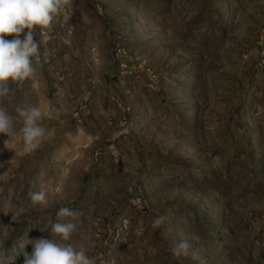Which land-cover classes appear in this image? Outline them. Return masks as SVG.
<instances>
[{
	"label": "rangeland",
	"instance_id": "374dc122",
	"mask_svg": "<svg viewBox=\"0 0 264 264\" xmlns=\"http://www.w3.org/2000/svg\"><path fill=\"white\" fill-rule=\"evenodd\" d=\"M67 15L34 30V76L5 101L16 132L26 106L46 132L31 153L0 133V264L58 239L64 206L93 264H264V0H73Z\"/></svg>",
	"mask_w": 264,
	"mask_h": 264
},
{
	"label": "clouds",
	"instance_id": "9594fccd",
	"mask_svg": "<svg viewBox=\"0 0 264 264\" xmlns=\"http://www.w3.org/2000/svg\"><path fill=\"white\" fill-rule=\"evenodd\" d=\"M72 4L73 0H0V133L18 137L22 143V153L37 150L46 130L40 123L43 113L39 106L16 107L23 126L19 132L14 130V117L5 106V101H11L14 92L10 85L34 76L33 58L39 52L34 30L50 28L62 15L69 20L67 13ZM6 36L14 38L7 40ZM29 196L34 205H46L48 202V193L44 188L30 192ZM56 216L57 222L51 225V233L58 239L41 237L30 241L33 251L31 254L24 253V264H93L83 244L76 247L71 242L78 232L80 212L64 206L58 209ZM64 218H68L66 222H60ZM159 222L154 221V224ZM187 247V242L181 241L173 251L179 254V250H186Z\"/></svg>",
	"mask_w": 264,
	"mask_h": 264
},
{
	"label": "crops",
	"instance_id": "0c3cea01",
	"mask_svg": "<svg viewBox=\"0 0 264 264\" xmlns=\"http://www.w3.org/2000/svg\"><path fill=\"white\" fill-rule=\"evenodd\" d=\"M25 32H27V29L25 30ZM24 33L21 34V39H23Z\"/></svg>",
	"mask_w": 264,
	"mask_h": 264
}]
</instances>
